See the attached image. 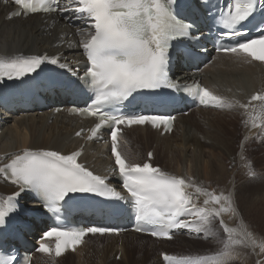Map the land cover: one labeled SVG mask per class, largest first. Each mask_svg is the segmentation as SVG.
Segmentation results:
<instances>
[{
	"label": "snow or ice",
	"instance_id": "snow-or-ice-1",
	"mask_svg": "<svg viewBox=\"0 0 264 264\" xmlns=\"http://www.w3.org/2000/svg\"><path fill=\"white\" fill-rule=\"evenodd\" d=\"M9 0H3L7 4ZM17 6L7 19L27 18L43 14L69 22H80L73 34L78 41H67V47H80L83 56V75L78 79L91 90L94 98L82 108L70 112L82 117H93L95 123L88 129L81 128L77 136L87 131V139H101L105 128L110 132L111 153L114 157L112 172L122 182L124 192L109 183L108 176L94 174L78 162L83 149L62 154L44 148L23 147L5 154L0 162V179L16 186L9 195H0V226L19 211V198L34 192L42 198L43 207L54 216V223L61 220V202L71 199V194L87 193L99 197L128 201L134 212L135 232L152 237L173 239V230L186 229L189 233L203 234L205 238L217 236L214 227L219 222L225 238L222 247L212 254L170 255L162 254L166 264H230L236 258L235 246L259 248L264 254V239L258 240L246 227H230L223 216L237 213L231 192L219 194L198 184L191 176L175 175L148 160L133 162L118 150L121 126L150 124L153 128L172 130L174 117L164 114L131 112L125 114L105 110L108 105L121 104L142 90L170 89L187 92L201 105L219 109H244L247 127H261L257 121L264 117V92L251 96L249 103L231 100L214 94L199 81L191 84L171 79V50L182 45V55L190 59L198 54V45L205 34L194 21L186 22L176 11L178 0H12ZM206 14L212 12L208 0H201ZM210 19L217 27V51L230 53L237 58L264 62V0H225L217 5ZM259 17V19H257ZM255 22V23H253ZM251 25V27H249ZM212 28H209V32ZM255 35H251V33ZM64 35H67L65 33ZM226 41L227 43H219ZM63 43V40L61 41ZM216 46V45H214ZM62 54H0V81L20 79L37 72L44 64L56 65L74 73L73 66L61 62ZM75 74V73H74ZM251 101H259V106ZM251 109V110H250ZM255 112V115L253 114ZM246 135L244 140H248ZM241 159L244 144L240 145ZM246 175L255 178L252 161L246 163ZM203 197L202 204L194 197ZM123 229L105 226L69 227L60 223L43 231L37 251L60 257L66 251L75 252L91 235H119ZM54 242V244H53ZM116 259H120L119 256ZM0 264H31L27 255L0 253ZM264 264V261H257Z\"/></svg>",
	"mask_w": 264,
	"mask_h": 264
},
{
	"label": "bare ground",
	"instance_id": "bare-ground-1",
	"mask_svg": "<svg viewBox=\"0 0 264 264\" xmlns=\"http://www.w3.org/2000/svg\"><path fill=\"white\" fill-rule=\"evenodd\" d=\"M6 14L7 7L0 4V53H29L44 49L65 52L67 49V45L54 47L56 42L63 40V34L71 32L67 26L63 27L62 23L49 28V24L43 22L39 16L27 20L6 21ZM204 78L219 94L241 103H249L251 96L255 94L254 91L259 87L264 88V68L239 58L237 60L222 57L216 67L206 72ZM251 103L257 106L260 104L259 101ZM197 112L203 116L201 121L191 122L187 117H183L177 124L176 134L171 137H160L141 127L133 128L124 139L126 149L135 151V158L132 160L138 161L145 158L142 156L143 148L146 147L147 151L156 142L157 162L160 158L164 159L163 165L159 162L158 164L174 171L172 174L193 177L198 184L210 190L215 189L217 194L221 191L225 194L231 192L237 213L234 216L225 214V223L230 227L243 225L258 240L264 239V167L258 169L257 162L252 161L257 176L250 178L246 175V163L251 161L254 144L264 140V137L260 138L262 128H253L250 124L246 127L243 121L248 117L243 115L244 109L240 108ZM212 113L215 114L214 117L210 116ZM253 114L255 115V112ZM49 116L50 113L37 115L33 112L22 113L18 117L8 114L7 117L14 119L13 123L7 121L6 125H2L4 131L0 134V140L3 141V147L0 148V154L26 146L61 148L67 151L73 149L78 143L73 137L75 122L66 120L60 114L50 122ZM257 123L264 124V117ZM179 132L180 135L177 134ZM246 135L249 139L245 141ZM242 142L245 160H242L240 155ZM189 150H192L191 154L188 153ZM218 155L225 159L221 160ZM228 166L233 167L235 175L232 176L230 171H227ZM15 189L10 182L0 179V195H6ZM195 200L197 204H202L203 197ZM218 225L219 222L216 221L214 227L219 234L212 237L216 240L209 244L207 254H212L222 247L223 230H219ZM204 238L203 234L195 233L174 236L167 241H155L135 234L124 237L105 236L101 238L102 242H92L93 239H90L74 253H69L61 259L55 260L50 255L37 253L32 264H164L161 260L162 253L159 252L162 248L157 246L158 243L167 245L173 241L177 246L190 247L195 244L202 245L200 240ZM234 251L236 258L230 261V264H257L258 260L264 261V254L259 253V248L253 251L251 247L236 245ZM117 256H120V259H116Z\"/></svg>",
	"mask_w": 264,
	"mask_h": 264
},
{
	"label": "rangeland",
	"instance_id": "rangeland-1",
	"mask_svg": "<svg viewBox=\"0 0 264 264\" xmlns=\"http://www.w3.org/2000/svg\"><path fill=\"white\" fill-rule=\"evenodd\" d=\"M211 117H214L215 116V114H211L210 115ZM16 117H18V116H16ZM201 117H203L202 116V114L200 113V112H194L193 114H192V116H190L188 119H190L191 120V122L192 121H194V122H196V123H198V121L200 120H202V118ZM13 119L14 118H11V120H7V121H9L8 123H13ZM16 119V118H15ZM180 128H182V126H179ZM261 133H262V131H261ZM261 133H260V135H261ZM178 135H180V132L179 133H177ZM240 134V133H239ZM239 136V135H238ZM240 137V136H239ZM263 137V136H262ZM259 140H260V138H259ZM2 140H0V148L1 147H3V144H2V142H1ZM254 149H253V154H252V156H251V161H256L257 163V168L258 169H260V168H262V167H264V157H262L263 155H264V140H261L260 142H258L257 144L255 143L254 144ZM249 149L251 150L252 148L251 147H249ZM127 150V149H126ZM145 151H146V147H144L143 148V150H142V156L143 157H145L144 156V154H145ZM129 152V154L131 155L130 157H131V159H133L134 160V158H135V151H132V150H130V151H128ZM188 153H192V150H189L188 151ZM218 158H220L221 160H223V159H225V157L223 158V156L222 155H218ZM144 159V158H143ZM163 159V158H162ZM161 158L158 160V162L160 163V164H162L163 165V163H164V159L162 160ZM261 159V160H260ZM263 160V161H262ZM226 162L228 163V161L226 160ZM167 168V167H166ZM168 169V168H167ZM170 170V169H169ZM227 171L229 172L230 171V173L232 174V176L233 175H235L236 173H235V170L233 169V167H230V166H228V168H227ZM170 172L171 173H173L174 171H172V170H170ZM218 228H219V230L221 229L220 228V226L218 225ZM221 234H222V232H221ZM223 236H221L222 238H225V234L223 233L222 234ZM200 238H196V240H199ZM214 240H216V238H204V239H202V240H200V241H202V245L200 244H195V246H190V247H182V246H177V244H175L176 242H169L167 245L166 244H157V246L158 247H161L162 249L159 251L160 253H162L163 251H167V252H170V254H172V255H204V254H207V252H208V247H209V244H211L212 243V241H214ZM103 240H98V241H96V242H102ZM205 252V253H204ZM156 259H159V257L157 258L156 257Z\"/></svg>",
	"mask_w": 264,
	"mask_h": 264
}]
</instances>
